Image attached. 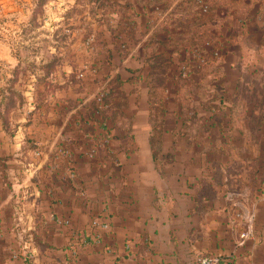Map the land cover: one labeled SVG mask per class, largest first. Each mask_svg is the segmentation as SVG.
<instances>
[{
  "label": "crops",
  "instance_id": "1",
  "mask_svg": "<svg viewBox=\"0 0 264 264\" xmlns=\"http://www.w3.org/2000/svg\"><path fill=\"white\" fill-rule=\"evenodd\" d=\"M117 2L85 80L6 111L0 75V264H264V0Z\"/></svg>",
  "mask_w": 264,
  "mask_h": 264
},
{
  "label": "rangeland",
  "instance_id": "2",
  "mask_svg": "<svg viewBox=\"0 0 264 264\" xmlns=\"http://www.w3.org/2000/svg\"><path fill=\"white\" fill-rule=\"evenodd\" d=\"M117 1L122 0H0V43L14 51L17 63L14 69L0 71L3 90L13 85V91L3 94V110L18 107L28 86L42 105L63 73L68 74V85L74 84L75 75L85 80L93 70L86 61L101 52L105 56V47L128 32L127 22L120 20L125 3ZM154 13L160 16L161 8ZM104 91L91 96L89 110L99 111L96 99Z\"/></svg>",
  "mask_w": 264,
  "mask_h": 264
},
{
  "label": "built area",
  "instance_id": "3",
  "mask_svg": "<svg viewBox=\"0 0 264 264\" xmlns=\"http://www.w3.org/2000/svg\"><path fill=\"white\" fill-rule=\"evenodd\" d=\"M195 2L200 6L202 12L207 11V4L205 3L204 0H195ZM216 54L217 53H214V55H216ZM199 61H200V63L203 62V58L201 56L199 57ZM105 96H106V93L104 91V92L100 93L96 99L97 102H99V106H98L99 111L103 110V108H104L103 99L105 98ZM91 225L93 227H98V226L102 227V228L106 227L104 224H98L96 221H92ZM250 236H251V232L249 229H247L245 232L240 234L241 239H246ZM184 264H223V261L218 256L203 254V255L196 256L192 259H189Z\"/></svg>",
  "mask_w": 264,
  "mask_h": 264
},
{
  "label": "trees",
  "instance_id": "4",
  "mask_svg": "<svg viewBox=\"0 0 264 264\" xmlns=\"http://www.w3.org/2000/svg\"><path fill=\"white\" fill-rule=\"evenodd\" d=\"M205 1V0H204ZM206 3V2H205Z\"/></svg>",
  "mask_w": 264,
  "mask_h": 264
}]
</instances>
